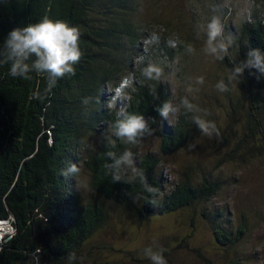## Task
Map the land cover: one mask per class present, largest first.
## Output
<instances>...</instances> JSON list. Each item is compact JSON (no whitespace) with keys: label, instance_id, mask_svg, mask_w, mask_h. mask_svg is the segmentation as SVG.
I'll use <instances>...</instances> for the list:
<instances>
[{"label":"trees","instance_id":"1","mask_svg":"<svg viewBox=\"0 0 264 264\" xmlns=\"http://www.w3.org/2000/svg\"><path fill=\"white\" fill-rule=\"evenodd\" d=\"M45 16L80 28L83 55L74 66L76 74L58 80L51 91H45V75L13 78L8 66L0 65V221H10L15 229L11 237L0 240V264H37V258L39 264H67L72 252L75 264H81L111 211L120 209L142 222L184 209L195 211L209 204L221 189L203 171L193 180L191 170L183 168L173 188L163 177V159L187 149L199 130L191 115H181L170 124L156 108L180 99L185 92L180 90L174 99L167 84L141 80L128 110L142 113L154 135L134 146L107 132L116 113L105 104L120 77L132 69L147 31L163 28L165 36L174 34L185 43H194L192 28L181 37L180 28L170 21L144 24L137 0H0V43L14 28ZM228 30L239 32L240 49L238 53L231 49L232 59L222 61L227 69L246 59L245 42L264 51V22L259 19L252 25H229ZM159 53L179 56L185 63L183 46L176 50L161 46ZM184 72L179 73L182 83ZM149 83L157 88L156 97L149 94ZM238 88L245 102L238 144L245 154L263 156L264 76L255 69L245 70ZM85 98H90L89 103L82 102ZM149 138L158 141L156 153L142 152ZM126 148L138 153L136 166L156 191L148 192L138 179L113 181L105 167L112 162L108 153L119 155ZM69 162L80 166L76 177L62 175ZM79 183L84 185L82 194ZM222 210L214 207L199 214L209 223L219 246L234 248L247 233V221L241 215L238 226L232 228L228 213Z\"/></svg>","mask_w":264,"mask_h":264},{"label":"rangeland","instance_id":"2","mask_svg":"<svg viewBox=\"0 0 264 264\" xmlns=\"http://www.w3.org/2000/svg\"><path fill=\"white\" fill-rule=\"evenodd\" d=\"M144 4L146 14L140 15L144 24L170 21L174 28H180L178 35L188 36L191 23L185 9L186 0H144ZM194 43L197 53L184 54V64L180 59V71H185L181 77L185 80L204 77L193 102L210 113L207 119L216 123L220 135L208 138L199 131L191 142L195 143L194 149L188 147L166 157L161 168L168 187L173 188L179 180V172L187 168L191 170L193 180H198L203 171L211 180L218 181L221 185L219 193L209 204L200 205L195 211L184 209L142 222L120 209L111 211L105 226L92 239V247L83 255L81 264H151L144 254L147 247L165 248L168 264H264V155L252 157L243 152L238 144L243 134L245 110L242 93L238 85L229 86L230 90L223 93L216 89L217 82L226 79L228 69L222 61L213 62L204 56L200 52L201 42ZM228 58L232 59L231 50ZM168 87L174 99L180 90L185 92L180 79L172 90L170 85ZM157 149V139L149 138L142 152L156 153ZM83 188L84 185L79 183L81 194ZM214 207L228 213L232 228L238 226L241 215L246 218L247 233L236 247L219 246L209 223L199 214ZM3 231L0 233L4 234ZM182 240L184 244H180ZM167 245L173 249H167Z\"/></svg>","mask_w":264,"mask_h":264},{"label":"clouds","instance_id":"3","mask_svg":"<svg viewBox=\"0 0 264 264\" xmlns=\"http://www.w3.org/2000/svg\"><path fill=\"white\" fill-rule=\"evenodd\" d=\"M185 9L189 15L194 41L201 42L200 52L213 62L224 61L233 48L239 52V32L229 31V25H252L258 19L264 22V0H186ZM137 12L140 15L146 14L144 0H137ZM165 31L163 28L147 31L140 52L133 58L132 69L120 77L105 104L109 112L116 113L115 121L107 124V132L130 145H140L147 136L154 135L155 131L142 113L128 110L136 85L141 83V80L156 82L157 85L165 83L170 85L172 90L179 79L180 57L169 58L166 54L159 53L161 46L172 50L183 46L185 54L197 53L195 43H185L174 34L165 36ZM80 38L81 30L78 26L45 16L39 22L14 28L8 33L0 43V65H7L9 75L13 78L28 80L32 79L31 73L45 75V91H51L58 80L76 74L74 66L83 55ZM245 47L249 49L246 59L239 63L234 62L233 67L228 68L226 79L221 78L215 85L218 91L228 92L229 86L239 85L245 70L255 69L260 76H264V51L251 48L248 42H245ZM203 83V76L187 78L184 81L185 95L175 101L171 99L163 102L156 111L161 117L169 120L170 124L181 115H191L192 122L202 136L218 137L220 132L216 123L207 119L210 113L193 102L197 99L195 94L199 92L198 86ZM148 86L149 94L156 97L157 88H153L151 83ZM89 99L85 98L82 102L87 104ZM188 147L194 149L195 143ZM108 156L112 162L105 167L110 169L114 182L129 183L138 179L145 190L150 193L156 191L148 184L145 172L136 166L138 153L126 148L119 155L110 152ZM79 173L80 166L71 162L62 170L64 176L76 177ZM165 251L163 247H147L144 254L151 264H168L164 256ZM76 260L74 252L68 254L67 264H75Z\"/></svg>","mask_w":264,"mask_h":264},{"label":"built area","instance_id":"4","mask_svg":"<svg viewBox=\"0 0 264 264\" xmlns=\"http://www.w3.org/2000/svg\"><path fill=\"white\" fill-rule=\"evenodd\" d=\"M6 222V224H7V226H8V231L7 232H4L3 231V233L4 234H1L0 233V240H2L3 239V237H11L13 234H14V232H15V229H14V227H13V225L11 224V222L10 221H0V224L1 223H5Z\"/></svg>","mask_w":264,"mask_h":264},{"label":"bare ground","instance_id":"5","mask_svg":"<svg viewBox=\"0 0 264 264\" xmlns=\"http://www.w3.org/2000/svg\"><path fill=\"white\" fill-rule=\"evenodd\" d=\"M3 230H4V232L8 231V226H7L6 222L0 224V231H3Z\"/></svg>","mask_w":264,"mask_h":264}]
</instances>
